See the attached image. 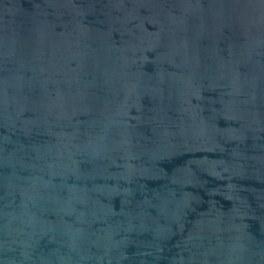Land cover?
Masks as SVG:
<instances>
[{"label": "water", "instance_id": "obj_1", "mask_svg": "<svg viewBox=\"0 0 264 264\" xmlns=\"http://www.w3.org/2000/svg\"><path fill=\"white\" fill-rule=\"evenodd\" d=\"M0 264H264V0H0Z\"/></svg>", "mask_w": 264, "mask_h": 264}]
</instances>
